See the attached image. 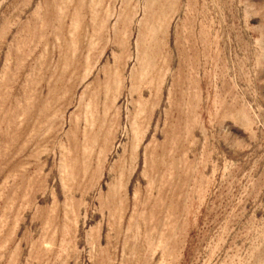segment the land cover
Wrapping results in <instances>:
<instances>
[{
  "label": "rangeland",
  "instance_id": "obj_1",
  "mask_svg": "<svg viewBox=\"0 0 264 264\" xmlns=\"http://www.w3.org/2000/svg\"><path fill=\"white\" fill-rule=\"evenodd\" d=\"M0 264H264V0H0Z\"/></svg>",
  "mask_w": 264,
  "mask_h": 264
}]
</instances>
